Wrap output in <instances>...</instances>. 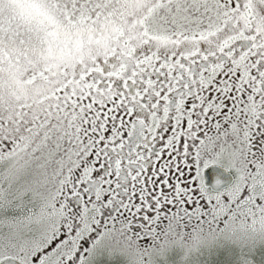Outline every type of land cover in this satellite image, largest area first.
I'll return each mask as SVG.
<instances>
[{
    "label": "snow or ice",
    "instance_id": "1",
    "mask_svg": "<svg viewBox=\"0 0 264 264\" xmlns=\"http://www.w3.org/2000/svg\"><path fill=\"white\" fill-rule=\"evenodd\" d=\"M0 264H264V0H0Z\"/></svg>",
    "mask_w": 264,
    "mask_h": 264
}]
</instances>
